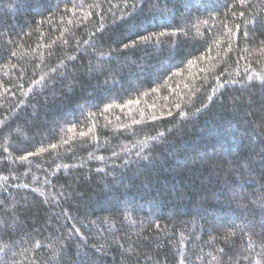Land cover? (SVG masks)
Listing matches in <instances>:
<instances>
[{
  "label": "trees",
  "instance_id": "1",
  "mask_svg": "<svg viewBox=\"0 0 264 264\" xmlns=\"http://www.w3.org/2000/svg\"><path fill=\"white\" fill-rule=\"evenodd\" d=\"M0 264H264V0H0Z\"/></svg>",
  "mask_w": 264,
  "mask_h": 264
},
{
  "label": "snow or ice",
  "instance_id": "2",
  "mask_svg": "<svg viewBox=\"0 0 264 264\" xmlns=\"http://www.w3.org/2000/svg\"><path fill=\"white\" fill-rule=\"evenodd\" d=\"M142 39L145 40V41H147V40L150 39V37H143ZM24 158H26V157H22V159H24Z\"/></svg>",
  "mask_w": 264,
  "mask_h": 264
},
{
  "label": "rangeland",
  "instance_id": "3",
  "mask_svg": "<svg viewBox=\"0 0 264 264\" xmlns=\"http://www.w3.org/2000/svg\"><path fill=\"white\" fill-rule=\"evenodd\" d=\"M199 6H201V4H199Z\"/></svg>",
  "mask_w": 264,
  "mask_h": 264
}]
</instances>
